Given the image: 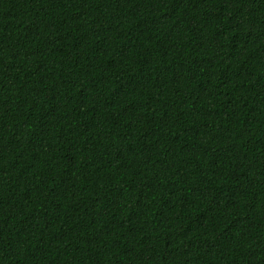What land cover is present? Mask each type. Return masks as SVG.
Wrapping results in <instances>:
<instances>
[{
    "label": "trees",
    "instance_id": "trees-1",
    "mask_svg": "<svg viewBox=\"0 0 264 264\" xmlns=\"http://www.w3.org/2000/svg\"><path fill=\"white\" fill-rule=\"evenodd\" d=\"M0 264H264V0H0Z\"/></svg>",
    "mask_w": 264,
    "mask_h": 264
}]
</instances>
